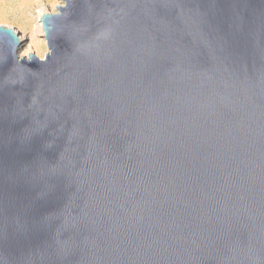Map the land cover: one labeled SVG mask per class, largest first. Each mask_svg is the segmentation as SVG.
Wrapping results in <instances>:
<instances>
[{
    "label": "water",
    "instance_id": "95a60500",
    "mask_svg": "<svg viewBox=\"0 0 264 264\" xmlns=\"http://www.w3.org/2000/svg\"><path fill=\"white\" fill-rule=\"evenodd\" d=\"M0 26V264H264V0H60Z\"/></svg>",
    "mask_w": 264,
    "mask_h": 264
},
{
    "label": "rangeland",
    "instance_id": "374dc122",
    "mask_svg": "<svg viewBox=\"0 0 264 264\" xmlns=\"http://www.w3.org/2000/svg\"><path fill=\"white\" fill-rule=\"evenodd\" d=\"M60 3V0H0V24L16 30L25 41L24 46L40 42V47L31 53L43 58L47 46L39 30L40 15L56 12Z\"/></svg>",
    "mask_w": 264,
    "mask_h": 264
},
{
    "label": "bare ground",
    "instance_id": "6f19581e",
    "mask_svg": "<svg viewBox=\"0 0 264 264\" xmlns=\"http://www.w3.org/2000/svg\"><path fill=\"white\" fill-rule=\"evenodd\" d=\"M43 12L41 13L40 15V19H39V30L40 32L42 33L43 35V40H44V29H43V24H42V21H41V17L43 16ZM0 26H4L2 24H0ZM39 48L40 47V42H34V43H27L23 49L21 50L20 52V55L21 56H24V57H28V54L31 53L35 48Z\"/></svg>",
    "mask_w": 264,
    "mask_h": 264
}]
</instances>
